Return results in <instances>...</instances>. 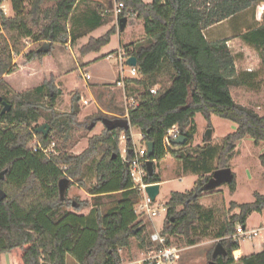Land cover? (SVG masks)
Wrapping results in <instances>:
<instances>
[{"label":"trees","instance_id":"1","mask_svg":"<svg viewBox=\"0 0 264 264\" xmlns=\"http://www.w3.org/2000/svg\"><path fill=\"white\" fill-rule=\"evenodd\" d=\"M6 1L0 0V174L4 171L0 178V254H13L16 264H67L68 256L79 264H118L122 262L120 251L131 245L132 238H140L143 247H150L151 242L143 237L146 224L136 214L138 202L132 198L139 196V190L134 188L127 163L133 155L130 127L138 128L144 140L153 143L149 158L154 161V173L146 176L147 182L162 181L155 161L168 152L183 162L186 170L198 175L192 189L172 192L162 229L167 236H184L190 245L195 244L192 235L197 223L211 220L214 214V209L201 204L205 191H210L206 185L213 172L230 167L244 138H252L256 144L264 142V115L238 103L230 89L252 85L256 72L238 71L228 39L210 41L204 31L262 0H117L124 3L117 17L120 25V19H129L131 13L144 24V41L123 47L127 56L137 57L142 76L126 83L144 88L128 117H103L104 129L89 137L88 147L80 154L69 152L66 141L77 125L81 96L74 92L70 112L55 110L61 89L54 81L58 75L54 49L57 43H74L108 22L113 6L102 0H8L13 13L7 15L1 8ZM81 2L91 7L75 15ZM116 32L113 25L101 36H90L81 53L100 52ZM240 36L256 48L264 69V19ZM30 44L37 45L23 52ZM19 53L27 60L23 67L14 60ZM164 70L169 73L167 83L160 78ZM147 76L153 78L147 80ZM157 85L153 93L151 89ZM3 101L11 106L6 112H2ZM43 109L49 112L45 114ZM197 113L207 120L218 115L237 127L223 138L219 148L207 150L210 141L206 139L194 151H184L193 140ZM42 117L50 125L47 134L36 132ZM175 125L187 138L182 149H171L164 143L165 135ZM123 132L129 139L127 160L121 157ZM59 136L65 149L56 140ZM52 144L53 149L46 152ZM260 161L264 166V151ZM93 171L96 181L89 185V193L98 199L114 194L119 197L106 210L99 200L91 214H78L87 202L69 198L68 189L73 183L86 187V178ZM62 180L70 184L64 194L60 191ZM235 188L233 179L230 189ZM254 195L252 202H231V208L240 210L225 217L216 231L218 242L227 250L226 255L216 258V264L237 261L233 252L240 248V242L232 238L237 224L246 227L250 213L264 210V194L256 191ZM213 251L209 252L210 260ZM239 260L242 264H264V248Z\"/></svg>","mask_w":264,"mask_h":264},{"label":"rangeland","instance_id":"2","mask_svg":"<svg viewBox=\"0 0 264 264\" xmlns=\"http://www.w3.org/2000/svg\"><path fill=\"white\" fill-rule=\"evenodd\" d=\"M107 0H105V3ZM6 9L9 15H12L11 3L7 0L5 3ZM77 11L75 15L82 14L90 9V4L81 2L77 5ZM264 7V0L255 2L250 8L243 11L242 16L254 15L258 20H263L261 17L262 9ZM112 13L110 17L106 15L108 22L102 23L95 28L90 34L94 37L103 35L111 26L116 25L117 32L112 36L111 42L104 46L100 52H91L83 55L81 53V47L83 43L88 40V36L79 39L73 46L65 45L63 43H57L54 49V59L56 65L59 64L58 75L54 77L56 86L61 89L55 110L59 113L70 112L72 105V97L74 92H78L81 96L80 107L81 111L77 117V125L71 131L69 139L66 141V146L69 152L73 154L82 153L89 145V137L95 134H100L105 127V124L101 121V118H113L126 111V106L129 103H138V94L143 90V86L128 85L126 83L125 92L122 87H110L109 85H92L91 81H94L93 73L102 72V76L105 79H113L119 77L120 63L118 62V53L123 47L131 42L142 41L145 34V28L142 20L136 17L135 13L130 14L128 19L127 28L120 30V24L117 17H115L114 9H109ZM244 25V24H243ZM144 41V40H143ZM37 44H30L23 48V52L35 47ZM233 52H237L236 58L238 60V67L241 70L246 65L242 63L245 59L251 63H255L257 68V78L252 80V87L247 88L245 86L233 87L235 100L238 103L254 108L259 114L264 115V69L261 66L260 56L258 51L251 47H248L243 40H239L237 44L231 45ZM107 55V56H106ZM103 56L98 61H92L96 58ZM14 60L18 62L20 67L25 66L27 60L23 53L14 55ZM85 63L86 66H83ZM93 67H89V66ZM248 66V65H247ZM249 67V66H248ZM253 68V67H252ZM89 72L90 77H84L82 72ZM125 75L130 78V68L125 66ZM138 78H142L141 75H137ZM153 76H147L145 79L149 80ZM161 81H169V73L163 71V75H160ZM117 81V80H116ZM161 82V87L164 85ZM91 85V86H90ZM90 86V87H89ZM129 86V87H128ZM90 88V89H89ZM156 89L159 86H155ZM251 92V93H248ZM126 95V97H125ZM88 100V104L85 100ZM48 102V97L45 99V103ZM44 113H48L46 109H43ZM114 113V114H113ZM95 126L91 129L89 126L92 122H95ZM44 123H48L46 117H42L39 120L40 126ZM49 124V123H48ZM210 124L212 125L210 127ZM237 125L225 118L213 114L211 120H207L202 113H197L193 123V140L183 148V146L176 147L173 143L169 145L171 149H182L184 151H194L197 146H203L206 140V134L209 128L212 129V137L209 140L210 145L206 148H219L223 143V138L235 131ZM134 133L133 143L139 150L143 145L140 139L141 131L138 128H132ZM60 144V148H63V139L59 136L56 138ZM128 137L125 132L120 137V150L126 149ZM35 143V140L32 141ZM182 147V148H181ZM264 151V142L256 144L252 138H244L240 141L235 150V154L230 161V167L232 170V180L235 179L236 188L235 191L230 189V181L223 182L217 185L215 188L205 191L201 204L206 208L214 209V214L211 220L203 219L197 223L195 230L193 231L192 238L195 240V244L190 245L184 236L169 234V241L171 244L182 248L180 252V258L178 264H208L209 252L212 248H215V244L218 243L219 238L216 237V231L221 224V221L225 217L239 212V208H231V202L237 203L252 202L255 200L254 192L258 191L264 194V166L260 161V154ZM156 172L161 176L162 181L160 183V192L156 198L157 205H166L170 199L173 191H186L194 187L195 181L198 175L188 171L184 168L183 162L174 157L171 152L161 159L155 161ZM96 172L93 171L86 178L87 186H81L78 183H73L68 189V197L71 199H78L80 202H87V206L83 207L81 211H75L73 207H69L68 210L76 212L78 214L89 215L92 213V209L97 206V201L101 200L102 207L106 210L116 203L119 194L102 196L98 199L94 195L89 193V185L96 181ZM70 184H68L69 186ZM143 192L139 190V196L133 195L135 202H139L142 198ZM75 202V201H74ZM76 203V202H75ZM165 217L162 215L154 220V224L157 229L162 230ZM154 224L152 221L147 220L146 229L143 232V237H147L149 240V233L154 230ZM240 224H237V227ZM261 228L260 234L253 238H241L240 242L242 247L247 252L257 251L258 248H264V211H253L250 213L247 219L246 229ZM150 241V240H149ZM149 246L143 247L140 243V238H132V243L129 247L123 248L120 253L122 256V262H131L141 257L142 252L146 251ZM262 248V249H263ZM3 264H16V258L11 253L0 254ZM235 258L238 257V253L235 254ZM67 264H79L72 256H68ZM238 262H242L238 259ZM0 264H2L0 262ZM166 264V263H161Z\"/></svg>","mask_w":264,"mask_h":264},{"label":"built area","instance_id":"3","mask_svg":"<svg viewBox=\"0 0 264 264\" xmlns=\"http://www.w3.org/2000/svg\"><path fill=\"white\" fill-rule=\"evenodd\" d=\"M113 9L115 12L116 17H119V15L122 13L124 8L123 2H118L117 0H113ZM1 8L4 10V12L9 15L8 10L6 9L5 4L1 5ZM264 10V7L262 9V12ZM129 56L126 55L125 51L121 49L118 53V62L120 63V69H119V78L116 81V87H122L126 88V81L130 78H136L137 75H139L138 71V65L137 66H131L127 64V59ZM17 62V61H15ZM125 66H128L130 68L131 77L128 78L125 75ZM151 91L153 93L157 92L156 88H152ZM126 97V95H125ZM137 102H131L129 105L126 106V114L122 117H128L129 109L133 106H136ZM131 131V137L130 139H134V133L132 131V127H130ZM180 131L177 125H175L171 130L167 132V134L164 137V143L169 146L171 143H173V140L178 138L180 136ZM140 139L143 142V145L138 150L133 143L131 152H133V155L131 159L127 161L129 165L130 170V176L134 185V188H137L138 190L143 192L141 200L136 204V214L138 216V220L141 221L143 224H146L147 220H150L154 224V220L157 217L167 215V206L166 205H157L156 204V198L153 199L147 192L146 188L147 186L155 183H149L146 181V176L149 174L147 169V162L150 160L148 156V146L147 142L144 140V135L141 132L140 133ZM129 140V139H128ZM55 144H52L49 149H45L46 152L49 150H52ZM127 153L128 148L126 146V149L121 150V157L124 160H127ZM261 228H253L247 230L245 227H243L241 224L237 227L236 232L232 235V238L235 240L240 241L241 238H253L254 236H257L260 234ZM149 240L151 242V246L144 252H142V255L140 258L135 259L131 262H120L118 264H178V259L180 258V252L182 251V248H179L178 246L171 244L169 242V237L162 233V230L157 229L154 224V230L149 233ZM236 256V255H235Z\"/></svg>","mask_w":264,"mask_h":264},{"label":"crops","instance_id":"4","mask_svg":"<svg viewBox=\"0 0 264 264\" xmlns=\"http://www.w3.org/2000/svg\"><path fill=\"white\" fill-rule=\"evenodd\" d=\"M103 2H105V0H102ZM107 1H109V3H110V7H112V1L113 0H107ZM145 1H147V2H149V1H151V0H145ZM245 11V10H244ZM243 12V11H242ZM242 12H240V13H238V14H236V15H234V16H231V17H229V18H227V19H225V20H223V21H221V22H218V23H216V24H214V25H212V26H210V27H208L207 29H205V35H206V37L208 38V40H210V41H216V40H219V39H228V41H227V43H228V45L230 46V48H231V45H235V44H237L238 43V41L241 39L242 40V38H241V34H242V32H244V31H246L247 29H249V28H252V27H254V26H256V25H258L259 23H261L263 20H258V18H255V16L254 15H245V16H242ZM116 17V16H115ZM263 19V18H262ZM244 24V25H243ZM127 28V25H126V27H125V29ZM124 29V30H125ZM94 30V29H93ZM93 30L92 31H90L89 33H86L85 35H83L82 37H80L79 39H81V38H84V37H90V34L93 32ZM91 36H93V35H91ZM79 39H77V41L76 42H74V43H72L71 41H69V42H67L65 45H69V46H73V44H76L78 41H79ZM89 39V38H88ZM88 42V40L87 41H85L83 44H85V43H87ZM245 42V41H244ZM246 43V42H245ZM246 45L248 46V47H251V48H253L254 50L256 49L255 47H253L252 45H250V44H248V43H246ZM83 46V45H82ZM233 52V51H232ZM235 53H237V52H233V54L236 56V54ZM101 59V58H100ZM99 59L98 58H96L95 60H92V61H98ZM247 60H248V57H247ZM246 59L244 60V61H242V63H244L245 65H246V67L245 68H242L241 70L239 69V67H238V60H237V58H236V61H235V64H236V68H237V70L238 71H250V72H256L257 70V68L254 66L255 65V63H251L250 64V62L249 61H247ZM260 62H261V60H260ZM86 64H88V63H85L83 66H86ZM249 67H248V66ZM57 66H59V64L57 65ZM89 67H93V65L91 66H89ZM253 67V68H252ZM59 68V67H58ZM59 70H60V68H59ZM82 75L84 76V77H87V75L90 77V75H89V72H86V71H83L82 72ZM93 76H94V81H91V84L92 85H99V84H101V85H109L110 87H116V80H118V78L119 77H117L116 76V78H113V79H105L103 76H102V72H96V73H93ZM256 77L255 78H257L258 77V75L256 74L255 75ZM137 85L136 83H128V85ZM91 86V85H90ZM89 86V87H90ZM137 86H139V85H137ZM253 85H245V87H247V88H254V87H252ZM129 87V86H128ZM233 87H241V86H231V93H232V95H233V97H234V92H233V90H232V88ZM90 89V88H89ZM123 90H124V88H123ZM248 93H251V92H248ZM58 99V98H57ZM234 99H235V97H234ZM83 100H85L86 101V103L88 104V100H86L85 98L83 99ZM57 101V100H56ZM56 105V104H55ZM114 114V113H113ZM115 115H117V117H122L123 115H122V113H121V115L120 114H115ZM103 120V118H101V121ZM103 122V121H102ZM104 123V122H103ZM90 127V126H89ZM244 140V139H243ZM242 140V141H243ZM127 148H128V146H127ZM264 211V210H263ZM263 213V212H262ZM246 227H247V223H246ZM245 227V228H246ZM240 242V241H239ZM262 248L263 247H261V248H258L259 250H257V251H249V252H247L246 250H244L243 249V247H242V244H241V242H240V248H239V251H237L236 253L235 252H233V254H234V256H235V254H239L238 255V257L236 258V262L234 263V264H240L239 262H238V259L240 258V257H242V256H246V255H250V254H252V253H255V252H259V251H261L262 250ZM2 255L0 256V262L3 264V262H2Z\"/></svg>","mask_w":264,"mask_h":264},{"label":"water","instance_id":"5","mask_svg":"<svg viewBox=\"0 0 264 264\" xmlns=\"http://www.w3.org/2000/svg\"><path fill=\"white\" fill-rule=\"evenodd\" d=\"M113 6V3H112ZM261 17L264 19V10L261 13ZM121 25H120V30H124L127 22H128V17H122L120 19ZM127 64L131 65V66H137L138 65V59L136 56H129L127 59ZM1 100V97H0ZM5 107L3 108L2 112H6L8 111L11 106L6 102L3 101ZM96 122H92V124L90 125V128L92 129L95 126ZM50 130V125L48 123H44L43 125L39 126L38 128H36V132H43L44 134H47ZM212 129L209 128V130L207 131L206 134V139H208V141L211 139L212 137ZM187 138L184 135H180L178 138L173 140L174 144L177 145H182L186 142ZM147 146H148V156L150 157L153 154V143L152 142H147ZM131 152V150H130ZM147 169H148V173L150 175H152L154 173V161L153 160H149L147 162ZM4 177V171L1 172L0 174V178ZM232 170L231 167H226V168H220L217 169L213 172V176L211 178V180L207 183L206 185V189H212L215 188L217 185L226 182V181H230L232 180ZM69 184V182L67 180H62L60 182V191L62 194L65 193L67 185ZM148 194L155 199L157 197V195L160 192V183H155V184H151L149 186H147L146 188ZM1 193L2 191L0 190V198H1ZM75 204V202H74ZM237 251H239V249L234 250V252L236 253ZM227 250L224 248V246L218 242L214 248V251L212 253V259L208 262V264H216V258L222 254V255H226Z\"/></svg>","mask_w":264,"mask_h":264},{"label":"flooded vegetation","instance_id":"6","mask_svg":"<svg viewBox=\"0 0 264 264\" xmlns=\"http://www.w3.org/2000/svg\"><path fill=\"white\" fill-rule=\"evenodd\" d=\"M67 188H68V185H67ZM67 188H66V190H67Z\"/></svg>","mask_w":264,"mask_h":264}]
</instances>
